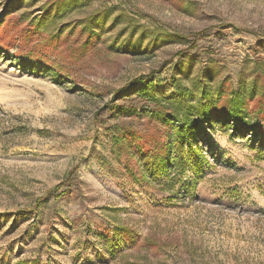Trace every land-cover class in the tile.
<instances>
[{"label":"rangeland","instance_id":"374dc122","mask_svg":"<svg viewBox=\"0 0 264 264\" xmlns=\"http://www.w3.org/2000/svg\"><path fill=\"white\" fill-rule=\"evenodd\" d=\"M0 264H264V0H0Z\"/></svg>","mask_w":264,"mask_h":264},{"label":"trees","instance_id":"16d2710c","mask_svg":"<svg viewBox=\"0 0 264 264\" xmlns=\"http://www.w3.org/2000/svg\"><path fill=\"white\" fill-rule=\"evenodd\" d=\"M196 43H194L192 45V47H195ZM151 81H149L148 77H145V78H138L136 79L135 83H140L143 85V89L139 92V94L143 97H149L153 100H157L156 97L152 94H150L148 91H147V84L150 83ZM151 84V83H150ZM205 92H204V97H207L205 96ZM233 99L230 101V109L227 113V115L225 116V120H227L226 123H235V124H239L240 122L246 120V116H245V113L243 111V107L245 106L246 104V99L243 98V94H240V93H233ZM251 97L253 98L254 95H251ZM158 103V101H157ZM183 104V105H181ZM179 107L178 109L181 110L183 108L187 109L186 113H184V115H182V118L180 116V112L179 110H174L173 114L175 117L177 118H181V121L183 122V126H187L190 128V132H193V131H196L197 129H199V126L197 125V121H195L194 119V113L197 112V114L205 119L211 117V114L209 112V105H202V103H198V104H193V103H179ZM173 116V117H174ZM179 120V119H178ZM184 128V127H183ZM181 128V130L183 129ZM254 131V129L252 130ZM39 133H45L44 131H38ZM184 138V135L183 137ZM179 166H178V171H179V176L182 177V179H184V177L187 175V164L186 162L184 161V159L182 158L180 160V162L178 163ZM172 168L175 169V165L172 164V161L169 157L163 159L162 163H161V169H160V173H163V174H166V176L169 172V170H171ZM152 175L155 176V174L153 173ZM120 230H126V228L122 227L120 228ZM128 232V231H127Z\"/></svg>","mask_w":264,"mask_h":264}]
</instances>
